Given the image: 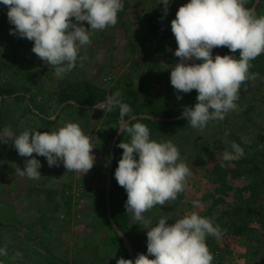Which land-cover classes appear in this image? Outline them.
Here are the masks:
<instances>
[{
  "label": "rangeland",
  "instance_id": "1",
  "mask_svg": "<svg viewBox=\"0 0 264 264\" xmlns=\"http://www.w3.org/2000/svg\"><path fill=\"white\" fill-rule=\"evenodd\" d=\"M188 2L171 0L164 16L159 0H122L117 24L93 32L91 45L80 52L86 57L82 66L78 60L63 78L32 52L33 41L10 35L14 25L9 23L8 8L0 3V88L7 90L0 94V131L10 129L15 136L26 129L51 132L67 122L77 123L89 136L95 157L93 168L83 175L67 172L62 161L59 167H49L45 157L33 153L42 164V176L32 180L16 171L32 157H21L14 141L0 143V247L6 245L8 252L0 256V264H116L121 257L127 259L113 242L104 218L111 147L116 135L118 140L122 134L118 131L120 112L109 110L104 102L119 91L130 108L124 119L131 120L139 116L134 114L136 103L163 107L181 100L171 85L168 68L179 62L174 55L176 39L173 33L159 38L151 21L162 16L171 22L179 7ZM254 4L250 9L264 15V0ZM82 23L90 29L86 21ZM220 50L214 48L213 57L221 55ZM250 63L249 71L259 73L260 78L241 85L238 110L224 120L210 121L202 131L188 122L145 123L151 139L171 140L178 147L180 159L192 173L176 200L157 205L145 215L153 223L168 217V224L193 211L210 218L223 233L219 240L206 238L212 264H264V53ZM87 90L101 97L92 108L72 98L63 101L71 94L84 96ZM179 95L183 99L198 93L192 90ZM98 104L103 107L97 108ZM226 132V139L239 143L244 155L227 162L226 169L236 172L235 176L228 172L222 185L214 171L227 147ZM124 138L130 141L128 133ZM254 165L260 174L254 172ZM255 182L259 184L256 193L251 188ZM194 200L201 207H193ZM127 219L147 235L132 213H127ZM125 247L130 248L127 241Z\"/></svg>",
  "mask_w": 264,
  "mask_h": 264
},
{
  "label": "clouds",
  "instance_id": "2",
  "mask_svg": "<svg viewBox=\"0 0 264 264\" xmlns=\"http://www.w3.org/2000/svg\"><path fill=\"white\" fill-rule=\"evenodd\" d=\"M0 3L8 8L9 23L14 25L10 35L33 41L32 52L61 78L76 68L78 60L82 66L86 57L80 52L91 45V34L114 27L124 7L122 0H0ZM160 3L167 16L171 0H159ZM245 4L246 0H189L179 7L171 21L177 43L174 55L179 62L168 67L170 81L178 100L182 99L179 93L192 90L198 93L194 106H186L182 112L193 129L202 131L210 121H222L229 112L237 111L241 85L260 78L259 73L249 70L250 61L264 53V15L258 16ZM85 21L90 29L83 26ZM217 47H227L239 56L213 57L212 50ZM104 103L109 110L119 109L118 131L130 135L129 142L122 140L117 145L123 154L114 175L127 193L126 212L132 213L136 224L147 230V254H138L135 261L121 257L116 264H212L214 257L206 238L219 240L223 233L210 218L193 211L168 224V217L153 223L145 215L157 205L176 200L185 190L192 173L180 159L178 147L171 140L151 139L147 125L131 122L136 118L124 119L130 108L123 103L119 91ZM228 135L226 132L227 147L220 160L221 167L244 155L239 143L226 139ZM9 141H14L21 157H32L25 161L23 169L16 170L21 177L41 178L42 164L33 153L45 157L49 167H59L62 161L67 172L85 175L94 166V147L77 123L67 122L51 132L26 129L15 136L10 129L0 131V143ZM192 204L201 207L198 200ZM7 255V246L0 247V256Z\"/></svg>",
  "mask_w": 264,
  "mask_h": 264
},
{
  "label": "trees",
  "instance_id": "3",
  "mask_svg": "<svg viewBox=\"0 0 264 264\" xmlns=\"http://www.w3.org/2000/svg\"><path fill=\"white\" fill-rule=\"evenodd\" d=\"M255 0H246L245 7L250 8L254 4ZM263 1V0H261ZM221 56L223 55H233L238 58L239 53H232L227 47H221L220 50ZM6 89L0 88V94L6 92ZM84 96L81 95H74L71 94L63 98V101H67L69 98H72L77 104L82 105L85 108H92L101 97H98L96 93L89 92L88 90L85 91ZM197 95H189L180 101H177L173 104H169L163 107H153L147 103H136V109L134 114L139 115L136 116L135 120L131 121L133 123L142 122L143 124H179L184 125L187 123V119L182 117V112L186 106H194L197 102L196 100ZM62 101V102H63ZM68 102V101H67ZM119 111V109L117 108ZM177 120H172L171 118L178 117ZM160 118L159 120H153V118ZM125 134H121L119 139L116 142L115 149H114V158H113V167L111 171V181L109 185V210L110 216L108 215L107 211V199L104 197V218L106 220V224L109 227V231L112 233V239L114 243H118L119 247L125 251V255L127 259H134L137 257L138 254L144 253L147 254V235L142 234L141 232L137 231L134 227H132L127 219L126 212V200H127V193L125 189L118 185L115 179V170L118 167V162L122 158L123 149L118 148L117 145L122 141H126L124 138ZM247 164V163H246ZM255 166V171L253 169H249L251 172L259 173L261 169L258 165ZM228 172H231V176H235V170L226 169V167H221L220 163H218L215 167L214 173L217 175V180L222 181V185L225 182V178L228 175ZM255 174L254 176H256ZM260 174V173H259ZM253 180H256L255 178ZM252 185V184H251ZM253 192L256 193L259 184L257 182L253 183L252 185ZM107 188L105 189V192ZM225 214H228L227 212ZM119 229V231L123 234L120 236L119 232L115 229V226ZM125 241H127L130 248L125 247ZM151 259V256L149 257Z\"/></svg>",
  "mask_w": 264,
  "mask_h": 264
},
{
  "label": "built area",
  "instance_id": "4",
  "mask_svg": "<svg viewBox=\"0 0 264 264\" xmlns=\"http://www.w3.org/2000/svg\"><path fill=\"white\" fill-rule=\"evenodd\" d=\"M151 22L159 38H169L172 35L171 22L166 21L162 16H155Z\"/></svg>",
  "mask_w": 264,
  "mask_h": 264
},
{
  "label": "water",
  "instance_id": "5",
  "mask_svg": "<svg viewBox=\"0 0 264 264\" xmlns=\"http://www.w3.org/2000/svg\"><path fill=\"white\" fill-rule=\"evenodd\" d=\"M258 2H259V0H256L254 6L257 5ZM156 119L159 120L160 118H156ZM117 136L118 135H116L115 139L113 140L112 147H111V154H110V161H109V169H108V174H107L108 186H109V183H110V180H111V171H112V167H113L114 149H115V144H116ZM108 198H109V195L107 196V210H108V215L110 216L111 214H110V210H109V201H108ZM114 226H115V224H114ZM115 228L119 231V229L116 226H115Z\"/></svg>",
  "mask_w": 264,
  "mask_h": 264
}]
</instances>
